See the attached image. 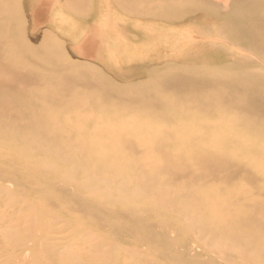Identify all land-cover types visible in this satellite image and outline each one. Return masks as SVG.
<instances>
[{"label":"rangeland","instance_id":"374dc122","mask_svg":"<svg viewBox=\"0 0 264 264\" xmlns=\"http://www.w3.org/2000/svg\"><path fill=\"white\" fill-rule=\"evenodd\" d=\"M187 1L0 0V264H264V1Z\"/></svg>","mask_w":264,"mask_h":264},{"label":"bare ground","instance_id":"6f19581e","mask_svg":"<svg viewBox=\"0 0 264 264\" xmlns=\"http://www.w3.org/2000/svg\"><path fill=\"white\" fill-rule=\"evenodd\" d=\"M175 2L172 4V5H170L169 7L171 8V10L173 11V12H177V11H179V10H183L184 11V9H187V10H189V9H191V6L192 5H196V4H191V3H189L187 0H174ZM188 3H187V2ZM198 1H200V0H198ZM205 1H207V2H209V4H211V2L213 1V0H205ZM231 2H232V4L233 5H239V4H241L242 2H244L245 0H230ZM260 2H263L264 0H259ZM191 2H194V0H191ZM204 3V2H203ZM197 5H199V4H197ZM201 5H204L205 6V4H201ZM193 8V7H192ZM204 9V8H203ZM183 11H181V12H183ZM198 12V11H197ZM182 14V13H181ZM203 14V13H202ZM206 14V13H205ZM257 14V13H256ZM258 17L259 18H263L264 19V13H263V11H260V12H258ZM195 16V15H194ZM204 16V15H203ZM173 20H175L174 19V17L173 18H171V19H169L168 20V22L169 23H173ZM212 20V19H211ZM220 20V19H219ZM219 20H214L213 19V25H216V24H218L219 23ZM197 21V20H196ZM207 22V21H206ZM197 25V24H196ZM200 25V24H199ZM200 26H202V25H200ZM192 27V26H191ZM196 27V26H195ZM194 27V28H195ZM198 27V26H197ZM203 27V26H202ZM237 27V26H236ZM189 28V27H188ZM234 28H235V26L234 27H232L231 28V30L234 32ZM204 29V28H203ZM228 29V28H227ZM238 29L239 30H243V29H245V27H241V26H238ZM208 30H209V28H208ZM200 31V30H199ZM204 31H205V29H204ZM206 32V31H205ZM264 32V31H263ZM183 35V34H182ZM263 38H264V33H262V35H261ZM207 42V41H206ZM205 44V43H204ZM203 44V45H204ZM207 44V43H206ZM205 44V45H206ZM219 46V45H218ZM183 48H185V46L183 47ZM202 51H203V48H202ZM224 51V50H223ZM195 53H197V52H195ZM221 54V53H220ZM237 56V55H236ZM14 74H15V79H18V80H21V79H23V78H25V77H30L31 75H32V73H30V72H27V71H25V70H23V69H21V68H19V69H16V70H14ZM252 71H243L242 73H241V75H239L238 77H234V78H226V79H221L222 80V82H224V83H227V84H233V83H244V84H246V86H245V88L247 89V90H249L250 88H256V86H255V84H256V82L255 81H257L258 82V79L257 80H255L257 77H254V78H251L252 77ZM202 75V74H201ZM203 76V75H202ZM33 77V76H32ZM69 78V81L70 82H79V81H82L83 79H85V80H87L88 79V77H87V75H81V74H77V75H71L70 77H68ZM106 80V81H108L109 82V84L110 85H112V87H110V86H107L106 87V90L107 91H113V92H116V93H121V92H123V87L121 86V85H119L118 83H115V82H113V80L110 78V77H108L107 75H105V77H102V80ZM188 80L187 79H184V78H180V79H178V80H174V81H166L167 83H176V84H186V82H187ZM194 81H196V82H198V83H200V84H202V82H204V81H207V79H194ZM196 88V87H195ZM229 88H230V86H229ZM197 89V88H196ZM218 90V89H217ZM262 90V89H261ZM193 91V90H192ZM264 91V90H263ZM143 95H136V96H134V98H141ZM207 99H208V97H206ZM244 101H245V99H244ZM248 105L252 108V112L256 115V116H262V115H264V104H258V103H256V102H248ZM123 111H126V109H125V107H124V109H123ZM128 113V112H127ZM127 118V122L129 121H132V120H135L136 118L134 117V116H128V117H126ZM183 124H185V123H183ZM124 127H125V125H124ZM92 142H93V144H92ZM91 142V146L94 148V147H99V144H98V142H96L95 140L94 141H92ZM95 142V143H94ZM100 148V147H99ZM173 170H174V168H173ZM166 171V170H165ZM175 171H176V169H175ZM52 186L53 185H51L50 186V188H52ZM55 187H57L58 189H61V187H60V185L59 184H55V186H54V188ZM48 189V188H47ZM49 190V189H48ZM91 207L90 206H83L82 207V211L83 212H88V211H90L91 209H90ZM101 209H103V210H105V211H109V209L108 208H104V207H102L101 206ZM257 228H251L250 230H248V232L249 233H254V232H257ZM248 232H247V234H248ZM246 233V232H245ZM241 234L239 233V236H240ZM242 235H244L243 233H242ZM236 237H238V236H236ZM2 243H5V242H2ZM133 256V255H132Z\"/></svg>","mask_w":264,"mask_h":264}]
</instances>
